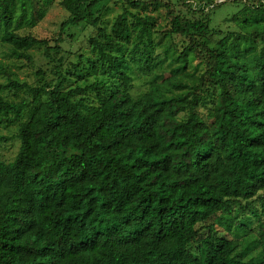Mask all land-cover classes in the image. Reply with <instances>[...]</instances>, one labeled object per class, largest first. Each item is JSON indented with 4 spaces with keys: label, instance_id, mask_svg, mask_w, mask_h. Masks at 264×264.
<instances>
[{
    "label": "trees",
    "instance_id": "1",
    "mask_svg": "<svg viewBox=\"0 0 264 264\" xmlns=\"http://www.w3.org/2000/svg\"><path fill=\"white\" fill-rule=\"evenodd\" d=\"M32 1L0 0V42L13 55L44 45L48 57L65 27L84 23L96 56L80 55L54 83H0V124L17 123L19 140L0 160V264H264V220L252 239L234 214L257 200L264 215V0L243 2L226 30L210 24L221 3L166 0L159 31L147 0H117L108 30L100 19L114 0H58L67 16L52 47L16 32L42 17ZM173 35L186 41L179 51ZM129 43L174 61L138 100ZM18 89L31 99L1 94ZM242 244L260 257L237 256Z\"/></svg>",
    "mask_w": 264,
    "mask_h": 264
},
{
    "label": "rangeland",
    "instance_id": "2",
    "mask_svg": "<svg viewBox=\"0 0 264 264\" xmlns=\"http://www.w3.org/2000/svg\"><path fill=\"white\" fill-rule=\"evenodd\" d=\"M151 5H147L146 14L153 19V28L156 30H165L168 27L166 17V8L162 4L166 0H147ZM175 2V0H171ZM196 4L197 0H194ZM221 3L220 6L210 11V24L222 30L227 29V23L224 22L233 12L238 10L243 2L250 3L252 0H214ZM236 1V2H235ZM223 2V3H222ZM158 3L155 7L153 4ZM34 9H43L42 17L33 26L22 25L16 32L25 35L31 34L36 38L47 39L48 46H54V40L59 35L60 23L66 18L67 12L58 4V0L51 3L42 4V0L32 1ZM176 8H178L176 6ZM31 9L28 8V11ZM121 11V3L117 0L107 4L104 13L100 19V26H105L108 30L113 22L116 14ZM184 11V10H183ZM185 12V11H184ZM19 13V7L16 6L15 15ZM96 29L90 25L81 23L77 26H67L62 31V40L59 43L60 50L55 52L50 49L49 56L43 55L44 45H36L29 48L26 53L30 59L17 57L12 54L11 47L8 44L0 42V83L4 84L17 78L19 82H26L29 86H39L43 83H54L58 73L65 74L67 70H72L74 63H77L80 55L86 57H95L96 54L90 46L88 39L95 35ZM172 42L176 46V50H181L186 41L179 35L172 36ZM50 47V48H51ZM133 43L125 44L123 54L128 62L127 73L131 77L130 88L128 90L130 96L134 100L141 99L148 90L150 82L155 79L163 68L174 65L172 61V52L162 51L161 47L153 46L150 48L149 55L140 54L144 48L139 45L132 51ZM157 55L162 62L154 66L151 57ZM13 74V75H12ZM71 76V75H67ZM93 75H88L84 79H79V83L83 81H91ZM75 83H72L74 85ZM1 94L9 101L18 102L19 100H30L31 93L24 89L3 90ZM27 111L24 112L22 120L26 119ZM18 129L17 123L0 124V160L9 162L13 160L17 153L19 140L16 136ZM237 207V206H234ZM252 207V208H251ZM238 221L245 223V230L249 232L248 237L254 238L258 229L260 220H264L260 203L257 200L250 202V208L237 209L234 211ZM212 219L208 220L209 222ZM208 221L206 223H208ZM201 232H204L203 223L197 225ZM237 234L241 238L244 231L240 228H232L230 236ZM236 255L243 259H257L261 252L259 248L249 250L245 245H240L236 250Z\"/></svg>",
    "mask_w": 264,
    "mask_h": 264
}]
</instances>
